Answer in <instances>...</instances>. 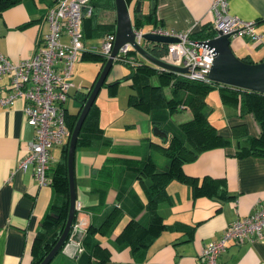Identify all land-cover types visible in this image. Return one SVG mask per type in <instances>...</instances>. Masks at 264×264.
<instances>
[{"label":"crops","instance_id":"0c3cea01","mask_svg":"<svg viewBox=\"0 0 264 264\" xmlns=\"http://www.w3.org/2000/svg\"><path fill=\"white\" fill-rule=\"evenodd\" d=\"M135 1L131 0L129 4L133 21ZM53 2L21 0L4 9L0 14V53L13 61L30 56L42 43V36L48 29L45 17ZM210 3L211 0H154L155 8L148 19L151 0H142L144 23L140 28L143 31L156 27L190 30L191 33L198 31L205 24L212 25ZM228 5L230 13L244 20H255V29L262 34L258 43L246 35L231 36L234 53L252 61L264 59V0H229ZM90 6L95 15L89 20L84 19L83 42L89 50L99 52L100 43L86 38L100 40L106 32L115 30V1L113 4L112 0H90ZM62 40L67 42V36L64 35ZM82 53L79 51L76 61ZM75 63L70 80L77 98L79 87L90 89L101 63L91 80L88 76L83 77L78 85L73 79ZM123 66L117 60L113 62L95 99L99 106L102 137L75 149L76 199L81 202L77 216L90 225L88 237L104 248L100 255L106 258L101 264H202L200 253L206 242L219 237L227 223L264 203V155L236 154V149L246 143V136L258 132V124L251 114L224 104L218 95H214L209 120L229 142L201 151L194 160L184 162L182 170L199 179L205 175L224 178L230 196L218 199L216 196L193 195L188 183L171 179L165 186L167 196L157 208L166 227L146 249L132 250L117 236L130 217L143 223L149 219L146 202L150 175L144 165L151 160L157 170H162L168 165V156L167 142L154 134L149 114L129 104L132 88L124 103L119 102L120 82L127 81L130 85V78L121 80L116 87H108L110 82L130 73L129 65ZM10 78V74L0 78L1 94L9 91ZM23 105L24 100L20 98L11 104L0 105V264H30L31 248L41 219L51 203L58 205L61 200L50 181L54 168L62 161V145L50 149L48 183L39 185L31 168H16L34 136V125L26 118ZM64 106L67 109L66 103ZM184 110L187 119L190 118V109ZM158 159H162L161 164L157 163ZM114 207L117 209L113 220L107 225L101 224ZM63 252L56 254L49 264H85L91 254L88 252L78 259ZM93 258L91 256L90 260ZM262 260L264 237L241 243L231 241L218 256L219 264H260Z\"/></svg>","mask_w":264,"mask_h":264},{"label":"trees","instance_id":"16d2710c","mask_svg":"<svg viewBox=\"0 0 264 264\" xmlns=\"http://www.w3.org/2000/svg\"><path fill=\"white\" fill-rule=\"evenodd\" d=\"M18 1L21 0H0V14L8 6ZM112 1L114 4V0ZM126 2L130 4L131 0H126ZM154 8L153 6L147 13L148 19H150ZM93 15H95L94 9L84 19L89 20ZM143 16L135 14V27L139 28L143 25ZM84 19L83 29L85 28ZM114 31V29L111 30V32ZM214 32L211 24H205L200 30L190 33V37L193 40L208 38L213 36ZM140 44L160 58L166 54V44L149 40H142ZM132 53L135 54L132 55ZM82 55L91 56L101 63L100 66L105 62L104 55L98 51L85 50ZM127 55L134 60V63L119 62L129 65L131 68L130 73L110 82L108 87H116L121 80L130 78V86L133 91L128 96L129 104L147 112L152 125H156L167 132V136L162 139L167 142L168 165L162 170H157L156 164L151 160L144 165L150 175V183L147 186L148 200L146 202L149 219L146 223H143L130 217L117 236L118 240L123 241V245L130 246L132 250H142L146 249L154 237L166 227V223H164L163 217L158 213L157 208L158 203L167 196L165 186L171 179L177 178L188 183L191 186L193 195L216 196L218 199L230 196L224 186V178L205 175L202 179H199L186 174L182 170V164L186 161L194 160L201 151L212 147L224 146L229 142L228 138L224 137L209 120L211 109L207 107L206 93L217 87L224 104L237 106L240 112L251 114L258 124V132L247 135L245 138L246 143L236 149V154L264 155V92L229 84L206 83L187 79L175 71L153 66L150 61L133 48H129ZM242 59L252 61L247 57ZM89 90L78 88L76 99L79 102V106L75 112L69 113L65 109V121L69 132L77 120ZM109 91L114 93V90ZM185 108L190 109L192 113L190 118L178 122L170 121V116L174 112ZM70 116L71 119H69ZM102 134L103 131L99 125V106L94 100L81 125L76 146L95 141L101 138ZM67 146L68 140L62 144V161L54 168L50 181L53 190L60 194L61 200L58 205L51 203L41 219L40 229L35 234L31 248L30 264H39L52 248L61 234L67 218L69 208ZM116 209L114 207L101 224H109L113 220V213ZM100 225L96 230L100 228ZM89 231L90 225L86 224V233L82 241L83 250L77 258L81 259L82 256L89 252L91 254H89L85 264H101L106 258L100 255V253L104 252V248L98 241L91 240L88 237ZM59 252L61 251L59 250L56 254ZM91 256H94L93 260H90Z\"/></svg>","mask_w":264,"mask_h":264},{"label":"built area","instance_id":"2783aa9c","mask_svg":"<svg viewBox=\"0 0 264 264\" xmlns=\"http://www.w3.org/2000/svg\"><path fill=\"white\" fill-rule=\"evenodd\" d=\"M228 4L229 0H211L209 10L213 16L212 28L215 34L219 30L230 37L246 35L258 43L262 34L255 29L256 21L244 20L230 13ZM90 13V0H54L46 12L48 29L42 36V43L37 45L30 56L13 61L0 53V78L6 74L11 75L9 91L6 94L0 93V105L11 104L16 98L23 99L24 114L34 125L33 139L28 143L27 151L16 168H31L39 185L48 183L50 149L62 145L70 133L65 121L64 103L73 86L70 77L77 55L79 51L90 49L83 42V19ZM133 31L135 39L140 43L143 40V29L134 26ZM150 31L178 38L177 41L167 43L166 54L162 57L169 63L186 67L185 71L177 73L187 79L213 82L208 74L215 55L214 47L192 40L190 30L156 27ZM64 35L68 38L67 42L62 40ZM114 38L115 32L109 31L100 39L99 52L105 60L110 56ZM129 48H132L130 43L123 44L113 58L134 63L127 55ZM1 88L0 83V91ZM75 208V219L61 248L70 258H77L82 252L87 224L82 217L77 216L81 210V202L77 199ZM263 237L264 203H259L253 211L227 223L219 237L204 244L200 253L202 264H219L218 256L231 241L241 243ZM260 264H264V260Z\"/></svg>","mask_w":264,"mask_h":264},{"label":"water","instance_id":"95a60500","mask_svg":"<svg viewBox=\"0 0 264 264\" xmlns=\"http://www.w3.org/2000/svg\"><path fill=\"white\" fill-rule=\"evenodd\" d=\"M116 7V28L113 47L110 53L102 64L98 76L92 83L89 94L79 111L77 120L69 133L67 146V168L69 178V208L64 227L57 241L52 248L46 253L39 264H48L56 253L62 248L71 225L75 219L76 208V186L74 179V156L78 134L83 123V120L95 100L101 86L109 73L113 64V57L117 54L118 49L125 43H130L131 47L138 51L141 55L147 58L155 67H162L172 71H185L186 67L174 65L163 60L160 57L152 54L149 50L143 47L136 39L133 31V23L130 15V7L126 0H114ZM141 1L136 0L134 10L137 16H142ZM151 6H154V0H151ZM143 40L154 41L157 43H169L177 41L178 38L173 35L160 34L152 31H143ZM231 37L228 34H222L219 30L212 37L198 42L207 43L214 47L215 55L208 76L213 82L221 84H229L251 90L264 92V59L259 61H245L237 56L231 45ZM153 132L159 137H166L167 132L158 126H153Z\"/></svg>","mask_w":264,"mask_h":264},{"label":"rangeland","instance_id":"374dc122","mask_svg":"<svg viewBox=\"0 0 264 264\" xmlns=\"http://www.w3.org/2000/svg\"><path fill=\"white\" fill-rule=\"evenodd\" d=\"M88 39H90V42L97 43V44L100 43V40L97 37L86 38V40H88ZM163 60H165V59H163ZM120 65H122V66L124 65L123 67H125V64H123V63H120ZM98 66H99V61L95 60L91 56H88V55L79 56V58L77 59V61L75 63V68L73 71V79H75V84L76 85L80 84L84 79L83 77H86V76H88V78H90V80H91L93 78V76L95 75V72H96ZM72 87H71L72 93H70V95L68 96V98L65 101L66 106H67V110H68L67 112H69V113L75 112L78 108V100L73 95L74 87L73 88ZM130 90H131V86L129 85V83L127 81H121L120 82L119 91H118L119 100H120L119 102L124 103V101L127 99V94ZM214 95H218L220 97L217 87L212 88L205 95L207 107H208V109H211L210 113L213 111L212 97ZM97 98H98V96H97ZM100 102L101 101H99V103ZM185 109H188V108H185ZM186 113H187V111L182 109V110L174 112L170 118L172 121H176V122L179 120H184V119H187ZM69 119H71V116L69 117ZM113 132H114V134H119L117 131H113ZM161 155L163 156V154H161ZM157 163L161 164L162 159H158ZM61 250L62 249H60V251Z\"/></svg>","mask_w":264,"mask_h":264},{"label":"flooded vegetation","instance_id":"af4514ba","mask_svg":"<svg viewBox=\"0 0 264 264\" xmlns=\"http://www.w3.org/2000/svg\"><path fill=\"white\" fill-rule=\"evenodd\" d=\"M130 15H131V13H130ZM131 20H133L132 17H131ZM133 26H134V22H133ZM166 46H167V43H166ZM114 61H116V60L113 58V62Z\"/></svg>","mask_w":264,"mask_h":264}]
</instances>
